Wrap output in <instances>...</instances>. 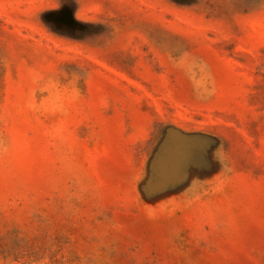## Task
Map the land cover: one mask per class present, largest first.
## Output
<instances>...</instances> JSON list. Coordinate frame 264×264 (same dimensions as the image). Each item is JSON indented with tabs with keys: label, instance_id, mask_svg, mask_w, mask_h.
I'll list each match as a JSON object with an SVG mask.
<instances>
[{
	"label": "rangeland",
	"instance_id": "1",
	"mask_svg": "<svg viewBox=\"0 0 264 264\" xmlns=\"http://www.w3.org/2000/svg\"><path fill=\"white\" fill-rule=\"evenodd\" d=\"M0 264H264V0H0Z\"/></svg>",
	"mask_w": 264,
	"mask_h": 264
}]
</instances>
